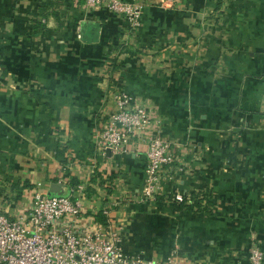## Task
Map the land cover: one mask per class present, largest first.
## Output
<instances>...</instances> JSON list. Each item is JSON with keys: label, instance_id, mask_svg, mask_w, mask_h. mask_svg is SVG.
<instances>
[{"label": "crops", "instance_id": "obj_1", "mask_svg": "<svg viewBox=\"0 0 264 264\" xmlns=\"http://www.w3.org/2000/svg\"><path fill=\"white\" fill-rule=\"evenodd\" d=\"M136 1L133 28L82 0H0L3 210L58 184L90 221L110 207L128 255L249 264L257 242L264 264V0ZM115 92L153 105L176 149L154 199L144 144L95 146Z\"/></svg>", "mask_w": 264, "mask_h": 264}, {"label": "built area", "instance_id": "obj_2", "mask_svg": "<svg viewBox=\"0 0 264 264\" xmlns=\"http://www.w3.org/2000/svg\"><path fill=\"white\" fill-rule=\"evenodd\" d=\"M229 1L233 0H215L217 11L221 12ZM82 3L87 9L121 16L133 28L139 25L143 10L136 0H82ZM111 99L113 108L95 139V146L103 156L106 150L110 156H118L144 144L146 165L141 195L143 199H154L162 177H172L170 166L177 160L176 149L162 137L153 105L123 92L113 93ZM98 214L105 218L102 222L90 221L73 190L69 195L34 190L14 212H5L0 202V264H184L175 252L163 261L126 254L121 230L109 218L110 207L89 215ZM248 261L262 264L257 242L249 247Z\"/></svg>", "mask_w": 264, "mask_h": 264}, {"label": "trees", "instance_id": "obj_3", "mask_svg": "<svg viewBox=\"0 0 264 264\" xmlns=\"http://www.w3.org/2000/svg\"><path fill=\"white\" fill-rule=\"evenodd\" d=\"M196 195V194H195ZM200 195H203L202 193L200 194ZM199 195V193L197 194V197H196V199L194 200V202H193V204H191L190 206V208L191 209H194V207H196V209L195 210H199V209H201V207L200 206H203V205H201V200L204 198V195H203V197H199L198 198V196H200ZM201 198V199H200ZM209 205V202L208 201H206V207L204 206L203 208H207V206Z\"/></svg>", "mask_w": 264, "mask_h": 264}, {"label": "water", "instance_id": "obj_4", "mask_svg": "<svg viewBox=\"0 0 264 264\" xmlns=\"http://www.w3.org/2000/svg\"><path fill=\"white\" fill-rule=\"evenodd\" d=\"M106 155L109 156L110 152L109 150H106ZM52 193H58L59 192V185L58 184H53L51 188Z\"/></svg>", "mask_w": 264, "mask_h": 264}, {"label": "rangeland", "instance_id": "obj_5", "mask_svg": "<svg viewBox=\"0 0 264 264\" xmlns=\"http://www.w3.org/2000/svg\"><path fill=\"white\" fill-rule=\"evenodd\" d=\"M61 194V193H60ZM64 195H66V193H64Z\"/></svg>", "mask_w": 264, "mask_h": 264}]
</instances>
